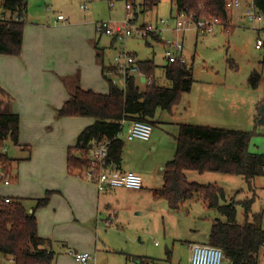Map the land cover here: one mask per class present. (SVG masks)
<instances>
[{
    "label": "rangeland",
    "instance_id": "rangeland-1",
    "mask_svg": "<svg viewBox=\"0 0 264 264\" xmlns=\"http://www.w3.org/2000/svg\"><path fill=\"white\" fill-rule=\"evenodd\" d=\"M240 1V8L229 11L227 30L217 25L214 35L202 36L191 29L181 39L187 65L193 69L194 85L206 83L211 86L206 93L221 99L230 113L244 109V100L250 105L253 100L261 102L264 99V67L259 64L263 52L255 48L257 40L264 42V15L263 21L253 28L245 19L248 2ZM27 4L24 42L26 46H43L47 62L56 65L59 100L49 93L48 100L47 97L42 99L39 116L26 119L21 138L25 149L11 141L6 143V152L13 160L6 179L13 181L9 186L0 182V198L23 199L31 211L37 200L50 193V204L37 211L36 217L39 235L52 242L57 254L54 264H78L73 257L76 253L93 255L95 261L89 264H136L137 259L151 260L154 264H190L187 243L200 241L210 245L202 235L209 236L213 221L221 216L207 210L197 199L175 211L165 199L153 196L152 190L163 187L162 170L176 152L175 126L162 123L153 126L151 139L147 142L127 140L125 126L122 133L124 162L131 166L126 170L142 177L143 193L111 192L99 196L97 187L84 177V181L94 186L78 188L73 185L66 167L69 148L75 147L81 132L94 120L57 115L68 97L65 87L70 89L63 78L78 75L83 90L107 93L109 84L102 76V66L109 67L123 51L133 55L138 62L153 61L156 85L170 88L164 70L168 64L164 43L177 41L176 33L172 31L178 18L175 3L163 0L148 12H145L143 0H27ZM127 4L134 8V30L146 25L159 32L150 35L158 36L160 41L153 37L143 38L141 33L118 40L97 32L98 24L110 23L113 30L120 28L124 33L122 26L127 18ZM59 15L67 21L59 23ZM162 20L167 21L169 28L161 24ZM95 47L104 51L102 62L96 59ZM6 57L0 55V79L3 80L7 67L1 64ZM255 71L261 75V82L257 89H252L249 79ZM117 82L122 85L119 80ZM182 104L180 102L172 112L180 111ZM171 113L159 112L158 118L164 123L171 122ZM256 133L250 152L264 155V126H258ZM186 176L189 182L216 184L225 191L228 199L252 197L240 176L194 171ZM254 191L257 198L252 213L259 214L264 211V177L256 178ZM237 213L238 223H244L246 216L242 206L237 207ZM4 261L12 264L9 260ZM223 264L230 263L225 261ZM259 264H264V249Z\"/></svg>",
    "mask_w": 264,
    "mask_h": 264
},
{
    "label": "trees",
    "instance_id": "trees-1",
    "mask_svg": "<svg viewBox=\"0 0 264 264\" xmlns=\"http://www.w3.org/2000/svg\"><path fill=\"white\" fill-rule=\"evenodd\" d=\"M162 1L143 0L145 12L152 11ZM171 1L175 3L178 15L185 14L195 22H216L217 25L224 26L225 30L228 29L229 12L226 6L233 0ZM254 4L264 15V0H254ZM27 7V0H0L1 16L9 15L21 20H0V55L21 57ZM153 35L151 37L159 41L158 36ZM95 48L96 58L102 62L104 51L99 47ZM262 48L264 50V45ZM138 64L145 78L152 79L151 85L131 78L125 90H121L106 79L105 71L108 67L105 66H102V76L109 84L107 94L83 90L79 86L78 75L64 80L70 87V98L57 110L58 117L94 120L92 125L81 132L75 147L68 150L69 175L79 173L84 177L89 169L84 155L94 145L102 142H110L107 158L109 168L114 173L120 170L124 159L125 143L122 133L125 125L141 122L153 128L160 124L159 112L171 113L196 83L192 67L178 63L167 64L164 67L165 76L171 87H158L155 82L154 62L148 60ZM262 64L264 65V55ZM260 82L261 75L254 72L249 79V85L252 89H257ZM19 135L20 117L11 111L10 97L0 89V170L7 176L13 160L3 151L7 149L8 141L18 146ZM256 135L255 130L247 132L180 125L174 158L162 170L163 187L153 191V196L156 199H165L172 210L176 211L181 205L197 199L207 210L218 213L221 217L213 221L208 241L210 246L224 252L230 264H259L260 254L264 249V212L252 213L257 198L254 182L256 178L264 177V155L250 152L251 141ZM191 171L240 176L246 182L252 197L245 200H236L235 197L228 199L225 191L216 184L189 182L186 174ZM10 181L13 179L10 178ZM49 194L48 192L44 199L37 200L36 207L31 211L26 208L23 199L10 197V203L6 204L5 198H0V257L12 260L13 264L55 263L57 254L53 244L39 235L36 217L37 211L50 204ZM238 206H242L245 211L246 219L242 224L237 221ZM136 263L151 264L153 261L137 259Z\"/></svg>",
    "mask_w": 264,
    "mask_h": 264
},
{
    "label": "crops",
    "instance_id": "crops-1",
    "mask_svg": "<svg viewBox=\"0 0 264 264\" xmlns=\"http://www.w3.org/2000/svg\"><path fill=\"white\" fill-rule=\"evenodd\" d=\"M244 1L247 2L246 0ZM229 11L230 10H228V12ZM229 18H230V12H229ZM65 22L59 21V23H65ZM261 22H258L257 24ZM260 51L263 53L261 60L259 61V64L264 67V65L262 64L263 55H264L263 48ZM96 57H97V51H96ZM3 64L7 67V75L4 80L0 79V89H2L7 94L8 97H10L11 111L14 114L19 115L20 117V135H19L18 146L23 147L22 146L23 144L21 143L22 141L21 138H22L23 126L24 123L26 122V119L28 120L29 117L39 116L42 107V99H45L47 97L48 100V98H50L49 93L55 94L57 96V99L59 100V73L56 71L57 69L56 65L54 64L50 65V63L47 62L45 58V50L43 46H41L40 44L34 46H26L24 41H23V52L21 57L8 56L6 57V60L2 61L1 65ZM67 78L69 77L63 78L62 79L63 82ZM142 83L144 84L143 81ZM210 87L211 86H209L206 83L194 85L192 91L183 96V99L181 101L183 103L182 104L183 106H181L180 111H178L177 113L175 112L171 113V115H173L171 117L172 121L164 123L159 120V122L166 125L167 124L172 126L174 125L177 132H178V127L180 125L203 126V127H212V128H220V129H227L234 131H247V132L249 130L250 131L255 130L257 132V127L259 126L258 122L260 118L259 108L261 105L264 104V99L261 102L260 101L257 102L256 100H253L250 105L244 100L242 104L244 109L242 110L239 109L238 111H233L230 113L225 110L221 99L213 97V94L206 93L208 89H211ZM65 88L67 90V95H68L66 99L67 101L70 98L69 95L70 90H68L67 86ZM91 91H94L95 93H99V94L108 93V92L100 93L99 91L92 89ZM57 106H59V103L56 104V107ZM246 107H248V111L246 110ZM129 124L130 123L125 125L127 129L130 126ZM23 148L25 149V147ZM129 168H131V166L125 163L123 159L122 168L118 171H115V173L118 175L122 173H127L128 171L126 169ZM69 177L68 179H70V181H73V185H76L78 188L94 186L93 184L84 181L82 179L83 177L80 176L79 173L75 174L74 176L69 175ZM143 189L144 186L141 190L138 191L117 189L111 192L113 193L122 192L131 195H140V193L141 194L143 193L142 192ZM153 191L155 190H152V193ZM111 192L100 193L98 191L99 193L98 195L99 196L106 195ZM82 194L84 195V197H86L84 192H82ZM68 195L74 197V195L70 193H68ZM88 198H90V196H88ZM202 238L208 240V235L204 234L202 235ZM189 244H201V243L200 241L188 242L187 243L188 248H189ZM189 251L191 254L190 248ZM0 264H5V261L2 257H0Z\"/></svg>",
    "mask_w": 264,
    "mask_h": 264
},
{
    "label": "built area",
    "instance_id": "built-area-1",
    "mask_svg": "<svg viewBox=\"0 0 264 264\" xmlns=\"http://www.w3.org/2000/svg\"><path fill=\"white\" fill-rule=\"evenodd\" d=\"M247 10L245 17L252 24L253 28H256L258 22H261L263 19V14L256 8L254 0H246ZM227 10L232 8H240L241 1L233 0L228 2ZM83 10L87 11L85 6L81 7ZM127 18L123 24L125 32L122 33L120 28L113 30L110 23H102L97 25V32L100 34H105L114 39L124 40L126 38L132 37L134 33H141L143 38L151 37V33H159L157 30H152L150 27L144 25L141 28L134 30V20L135 16L133 15L134 8L133 5L127 4ZM1 21H10L14 20L16 22L21 21L19 18L10 16H1ZM57 21L65 22L66 18L62 15L57 17ZM161 24L169 28L167 21L162 20ZM217 26L216 22H205L199 21L195 22L193 18L186 16L185 14H179L175 28L172 30L176 33L177 41L171 42L166 41L164 44L167 47L165 51V59L168 64H181L187 65L186 58L184 56V44L182 35L188 32L191 29H195L197 32L202 33V35L214 34L215 27ZM264 45V42L261 40L257 41L256 49L261 50ZM177 53V55L174 54ZM139 62L135 60L133 55L126 53L125 51L118 54L115 57L114 63L111 64L105 71V77L109 80L114 86L119 87L121 90H125L127 82L133 79H144L145 85H151L152 79H146L145 76L141 73ZM122 83L121 86L118 85L117 81ZM152 135V127L149 124L141 122H131L127 131L126 138L129 141L141 140V141H150ZM110 142H102L94 145L87 154L84 155V158L89 164L88 171L85 172L84 178L96 185L100 193H107L109 191H114L117 189H127L138 191L143 188V179L140 175L135 173H124L116 174L108 166V147ZM7 149L3 152L5 153ZM3 181L5 186L10 185L9 179H6V175L3 171L0 170V182ZM5 203L9 204L10 199L5 198ZM156 246L159 244L156 242ZM191 250L189 263L190 264H223L226 261V256L224 252L217 247L203 244H189ZM75 261L78 264H89L94 262L95 258L89 253H76L73 254ZM13 264V261L11 260Z\"/></svg>",
    "mask_w": 264,
    "mask_h": 264
},
{
    "label": "water",
    "instance_id": "water-1",
    "mask_svg": "<svg viewBox=\"0 0 264 264\" xmlns=\"http://www.w3.org/2000/svg\"><path fill=\"white\" fill-rule=\"evenodd\" d=\"M142 81L144 82V79H142ZM259 115H260V118H259L258 125L259 126H264V104L261 105L260 108H259Z\"/></svg>",
    "mask_w": 264,
    "mask_h": 264
}]
</instances>
